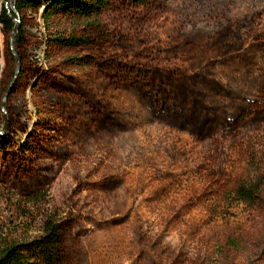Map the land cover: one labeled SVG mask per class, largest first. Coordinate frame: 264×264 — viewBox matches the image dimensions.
<instances>
[{"label":"rangeland","instance_id":"obj_1","mask_svg":"<svg viewBox=\"0 0 264 264\" xmlns=\"http://www.w3.org/2000/svg\"><path fill=\"white\" fill-rule=\"evenodd\" d=\"M14 22L0 243L52 217L67 264H264V0L22 6Z\"/></svg>","mask_w":264,"mask_h":264},{"label":"trees","instance_id":"obj_2","mask_svg":"<svg viewBox=\"0 0 264 264\" xmlns=\"http://www.w3.org/2000/svg\"><path fill=\"white\" fill-rule=\"evenodd\" d=\"M116 0H3L0 9V25L12 34L15 48L19 46V30L14 18L21 13L22 6L41 8L45 6V15L53 13H76L90 16L108 8ZM142 1V0H131ZM20 19V18H19ZM150 31L156 28L151 25ZM253 182L242 186L240 194L245 201L251 199ZM257 188V187H256ZM35 197L31 199L34 201ZM67 222L46 217L43 222L42 235L28 242L4 241L0 243V264H67L66 237L69 231Z\"/></svg>","mask_w":264,"mask_h":264}]
</instances>
